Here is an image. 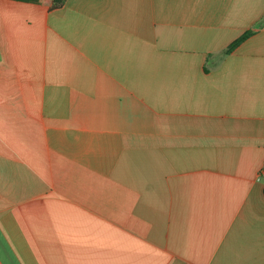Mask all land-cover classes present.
<instances>
[{"label":"crops","instance_id":"0c3cea01","mask_svg":"<svg viewBox=\"0 0 264 264\" xmlns=\"http://www.w3.org/2000/svg\"><path fill=\"white\" fill-rule=\"evenodd\" d=\"M40 1L0 0V264H264V0Z\"/></svg>","mask_w":264,"mask_h":264},{"label":"trees","instance_id":"16d2710c","mask_svg":"<svg viewBox=\"0 0 264 264\" xmlns=\"http://www.w3.org/2000/svg\"><path fill=\"white\" fill-rule=\"evenodd\" d=\"M14 1H19V2H30V3H36L39 4L41 3L40 0H14ZM65 0H54L53 5H52V10H57L61 8L64 4ZM256 32L254 30H250L245 32L240 38H238L236 41H234L226 50V54H230L233 52L239 45H241L244 41L249 39L252 35H254Z\"/></svg>","mask_w":264,"mask_h":264},{"label":"built area","instance_id":"2783aa9c","mask_svg":"<svg viewBox=\"0 0 264 264\" xmlns=\"http://www.w3.org/2000/svg\"><path fill=\"white\" fill-rule=\"evenodd\" d=\"M257 179H258L259 181H261L262 179H264V168L260 170Z\"/></svg>","mask_w":264,"mask_h":264}]
</instances>
